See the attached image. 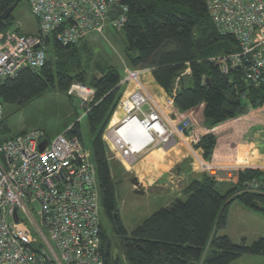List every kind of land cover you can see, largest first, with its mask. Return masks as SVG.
<instances>
[{
  "label": "trees",
  "instance_id": "16d2710c",
  "mask_svg": "<svg viewBox=\"0 0 264 264\" xmlns=\"http://www.w3.org/2000/svg\"><path fill=\"white\" fill-rule=\"evenodd\" d=\"M21 1L0 0V33L18 31L12 14L6 19L1 15ZM123 4L127 7L126 21L119 31L125 39L126 67L150 69L154 81L172 97L174 107L202 133L195 148L201 150L205 160L219 163L232 159L230 152L247 132L246 124L264 121V116L253 114L257 108L264 109V86L249 84L239 70L221 73L214 60L236 50L234 38L222 35L213 25L206 0H125ZM84 39L70 46L47 39L55 61L47 59L40 70L24 69L5 80L0 98L3 104L23 106L49 90L66 92L73 83L93 90L86 120L100 203L112 234L102 227L104 264H198L202 256L203 264H230L244 253L264 255L263 238L249 245L244 240L236 244L216 233L225 226L233 201L264 214V195L242 191L246 182L263 175L258 169L240 170L237 181L228 182L231 188L225 194L218 185L227 181L201 173L187 183L183 199L175 198L127 233L119 218L111 161L102 139L121 96V76L107 67L87 80L79 59L80 51L87 47ZM186 69L189 72L183 74ZM69 135L82 141L79 122L73 123ZM225 148L228 154L221 151Z\"/></svg>",
  "mask_w": 264,
  "mask_h": 264
},
{
  "label": "built area",
  "instance_id": "2783aa9c",
  "mask_svg": "<svg viewBox=\"0 0 264 264\" xmlns=\"http://www.w3.org/2000/svg\"><path fill=\"white\" fill-rule=\"evenodd\" d=\"M27 1L38 31L0 33V86L24 69L44 67L47 39L62 46L75 45L89 34H102L107 25L120 30L126 21L125 0ZM206 8L219 33L236 42L235 51L214 58L221 73L239 70L249 84L264 86V0H206ZM116 9L122 13L110 19L108 13ZM142 71L125 67L118 82L120 89L127 85L131 89L121 92L102 135L106 152L109 149L113 154L108 160L132 166L147 147L169 149L177 145L176 137L195 154L193 146L202 133L179 113L170 95L159 106L144 86ZM68 93L80 98L86 117L93 90L73 84ZM3 106L0 98V129ZM133 120L138 123L135 132L141 129L153 146L132 150L123 139V128ZM71 129L51 139L40 130H31L0 140V264H104L96 167L82 141L69 135ZM42 142L45 148L40 150ZM242 162L228 168L197 155L190 164L196 163L199 171L218 181L236 182L241 167L258 169ZM258 170L264 172V167ZM242 191L264 195V173L246 182ZM198 264H203V256Z\"/></svg>",
  "mask_w": 264,
  "mask_h": 264
},
{
  "label": "rangeland",
  "instance_id": "374dc122",
  "mask_svg": "<svg viewBox=\"0 0 264 264\" xmlns=\"http://www.w3.org/2000/svg\"><path fill=\"white\" fill-rule=\"evenodd\" d=\"M11 14L14 19L15 26H20L23 32L36 31L37 22L31 14V8L27 0H23L18 3ZM89 35H87L88 37L86 36V41H88L87 47L81 50L79 53V59L82 63V66L84 67L86 79H90L92 75H95L96 72L99 71V69L104 70L107 67H113L119 73V75L122 76L124 67L127 66L124 53L125 39L123 32L112 28L110 25H107L104 28L102 34L92 33ZM46 41L45 48L47 59L55 61L54 52L52 49L47 47ZM142 70V74H147L150 72V69ZM78 99L80 98L76 95L69 94L68 91L60 92L57 90H49L23 106H18L15 104H3L4 119L0 129V139L9 138L16 135V133L20 131L27 132L31 130H40L44 132L49 139L53 138L57 134L63 132L66 128L71 127L73 123L77 121V118L84 114L83 109L79 107ZM165 102L166 98L164 97L160 104L163 106ZM171 111L175 112L174 109H171ZM167 113L169 114V112ZM253 114L258 118L261 117V115L264 116L263 107L255 109ZM79 128L82 136V143L84 147L88 149L91 159L94 161L90 141L91 137L89 134L87 120L84 115L79 121ZM132 132L134 131L132 130ZM248 132H250V134L256 132V135L261 137L263 141L261 142L260 147L264 149V123L251 126ZM176 139V146L183 147V142L178 137H176ZM176 146H172L169 149H166L165 146V148L147 147L139 154L137 160L133 163L131 168L135 171V173L136 170L141 173L139 174L141 177L140 181L142 184L144 183L146 188L144 189V187L139 185L141 184L138 182L139 179L137 180L136 178L135 180L138 183L137 189L144 190L142 194H137L134 192L135 187L132 182L134 178L133 170L126 169L129 167H127L125 164L124 165L126 168L123 167L122 164L115 158L111 160L110 172L115 184L114 188L118 204L119 218L127 233H130L132 230H134L152 213L169 205L175 198L183 199V195L177 196L173 192H166L165 189H163L165 190L164 193H159L161 189L155 187L156 185H153L156 179L155 177L158 173V171L155 170V167L157 168L158 166L156 160H161L160 162L165 164L168 160H170V166L172 167L168 172H170L172 175H175L177 172V166H181V172L188 174L190 172L193 177H197L202 173L199 171L196 163H194V166L190 164L192 162V157L194 158L197 155L202 157V153H200L201 150L196 149L195 146H193L195 154L193 152L187 151L188 153L186 155L179 157L178 159V157H172V155H176L178 153ZM135 147L137 150H139L141 147H143V143L139 144L138 147L137 145ZM152 149H155L154 151L157 150V152L148 153ZM106 154L107 157L110 155L113 156L109 149H107ZM151 154H153L154 161L151 160L150 162H147L148 157H152ZM242 156L243 155H240L239 157L240 162L243 161ZM202 159L204 158L202 157ZM180 160H182V164L178 163L176 165L175 162H179ZM139 162L140 167H138ZM143 166H147L146 170L143 169ZM194 169L200 173L197 174ZM241 169H247V167H241ZM150 170L152 172L149 174V176H146L145 172ZM154 171H156V173H154ZM168 176H164V178L160 179L158 183L161 181H167ZM182 180H174L172 186L174 185L177 187L179 186V188H185L187 184L186 182L189 181ZM151 182H153V186H149V183ZM230 188L231 185L228 183V181L224 184L218 185L219 191L223 194H225V192ZM100 219L104 230H106L108 234L112 236L110 223L102 209ZM216 233L219 236H227L233 243L238 244L244 240L246 244L249 245L259 238L264 239V214L254 212L251 209L244 207L239 202H235L233 204L231 203L227 209L225 226L221 229H218ZM230 264H264V255L244 253Z\"/></svg>",
  "mask_w": 264,
  "mask_h": 264
},
{
  "label": "crops",
  "instance_id": "0c3cea01",
  "mask_svg": "<svg viewBox=\"0 0 264 264\" xmlns=\"http://www.w3.org/2000/svg\"><path fill=\"white\" fill-rule=\"evenodd\" d=\"M14 28H17L19 30V32L21 33H24V34H36L37 31H38V26H37V29L35 32H23L20 28V26H15V23H14ZM90 36V35H89ZM88 37V36H87ZM84 40H86V38ZM83 40V41H84ZM125 65V64H124ZM126 67V66H125ZM124 67V68H125ZM122 77V76H121ZM142 81L144 83V86L146 87V89L151 93L153 94L160 102H162L163 98H167V95L166 93L164 92V90L162 89V87H160L153 79L152 75L150 72H148L147 74H143L142 75ZM131 89V85H127L126 87H123L121 88V92L124 93L125 91H128ZM180 114H182L181 112H179ZM263 116V115H262ZM264 123L261 122V123H256V124H246V127H248L247 129V132H244L241 137L236 141L235 143V147L234 149L230 152L232 154V159L230 160H224L222 162H219L217 164H221V165H224L226 167H232L234 165H236V162H240L239 160V157L240 155H243L242 156V159L244 162H246L248 165L246 166H249V167H253V168H258V169H263L264 167V149L262 147H260V144L261 142L263 141L261 139L260 136L256 135V132L250 134V132H248L249 128L253 125H258V124H262ZM21 132H24V131H20L18 133H21ZM16 133V134H18ZM184 144V143H183ZM176 146V145H175ZM173 146V147H175ZM177 149H178V153L176 155H172L173 158H176L178 157H183L184 155H186L188 152V149L186 147V145L184 144L183 147L182 146H176ZM155 149H152L150 152L148 153H154V152H157L154 151ZM223 153H229L228 149L225 148L223 150H221ZM201 153V152H200ZM146 154V153H145ZM144 155V154H143ZM152 157H148L147 159V162H150L151 160L154 161L153 159V154H151ZM146 156V155H145ZM142 161V160H141ZM140 161V162H141ZM161 160H156L157 162V168L155 167V170L158 171L157 175H156V179H155V182L153 185H156L155 187H158L160 188L161 190L159 191V193H164L165 190L166 192H173L175 195L179 196V195H182L183 191H184V188H179V186H172V183H174V180H177L178 179H183L184 181H190L191 179L195 178L193 177V175L189 174L188 173H184V172H181V169L180 168H177V172L175 173V175H172L170 174L169 169L172 167L170 166V160L167 161V163H161L160 162ZM140 162H139V165L138 167H140ZM165 162V161H164ZM182 160H180L179 162H175V164L177 165L178 163H181ZM142 163V162H141ZM151 164V163H150ZM174 164V165H175ZM148 166V165H147ZM146 167L143 166V169L146 170ZM181 167V166H180ZM127 169V168H126ZM128 169H132V168H128ZM165 169V170H164ZM133 170V169H132ZM193 170V169H192ZM194 171L199 174L200 172H198L197 170L194 169ZM152 171H147L145 172L146 176H149V174L151 173ZM133 176L134 178L137 180L139 179V183H141L140 179V175L141 174L139 171L136 170V173L135 171L133 170ZM154 173H156V171H154ZM194 173V172H193ZM169 175V176H168ZM196 175V174H195ZM144 176V175H143ZM164 176H168V179L167 181H161L158 183V181L162 178H164ZM159 178V179H158ZM182 180V181H183ZM157 181V183H156ZM153 182L149 183V186L152 185ZM188 183V182H186ZM141 185L142 187H144V189L146 188L144 186V183L142 184H139ZM152 185V186H153ZM171 185V186H170ZM187 185V184H186ZM165 189V190H163ZM144 191V190H143ZM237 201H233L231 202L232 204L235 203ZM230 203V204H231ZM101 204V203H100ZM168 206V205H167ZM166 207V206H165ZM245 207V206H244ZM247 208V207H246ZM249 209V208H248ZM209 246V244L207 245V247ZM206 252L204 251V256H205Z\"/></svg>",
  "mask_w": 264,
  "mask_h": 264
},
{
  "label": "bare ground",
  "instance_id": "6f19581e",
  "mask_svg": "<svg viewBox=\"0 0 264 264\" xmlns=\"http://www.w3.org/2000/svg\"><path fill=\"white\" fill-rule=\"evenodd\" d=\"M157 102L160 103V101L158 99H157ZM159 106L162 107L161 104H159ZM136 124H138L137 121L133 120L132 122L127 124V126H125V128H123V130L121 132L123 139L125 141H127V143H131L132 150H137L135 146L137 145V147H138V145L141 143H143V146H144V144L145 145L149 144L147 146H153V145H150L149 138L147 136H145V134L143 133V131L141 129L138 130V134L135 132V129H133V128H135ZM132 130L134 132H132ZM131 138H133V139H131ZM125 165L127 167L131 168V166H129V164H125Z\"/></svg>",
  "mask_w": 264,
  "mask_h": 264
},
{
  "label": "water",
  "instance_id": "95a60500",
  "mask_svg": "<svg viewBox=\"0 0 264 264\" xmlns=\"http://www.w3.org/2000/svg\"><path fill=\"white\" fill-rule=\"evenodd\" d=\"M15 8V5H10L1 15V18L2 19H6L9 15H11L13 9ZM122 13V10L121 9H116V10H113V11H110L108 13V16L109 18L113 19L115 18L118 14ZM45 148V142H42L40 143L39 145V149L40 150H43ZM133 182V185L135 187V190L134 192L137 193V194H142L144 191L141 190V189H137V186H138V183L136 182L135 178H133L132 180ZM15 218H16V214H15Z\"/></svg>",
  "mask_w": 264,
  "mask_h": 264
}]
</instances>
